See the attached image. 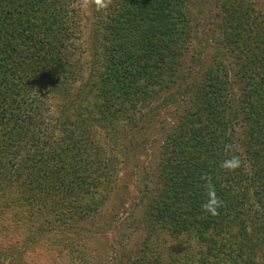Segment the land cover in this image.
I'll list each match as a JSON object with an SVG mask.
<instances>
[{"label": "trees", "instance_id": "trees-1", "mask_svg": "<svg viewBox=\"0 0 264 264\" xmlns=\"http://www.w3.org/2000/svg\"><path fill=\"white\" fill-rule=\"evenodd\" d=\"M93 1L85 75L74 0H0V264H91L80 228L169 103L130 264H264V0L222 1L223 48L184 88L192 0Z\"/></svg>", "mask_w": 264, "mask_h": 264}, {"label": "rangeland", "instance_id": "rangeland-1", "mask_svg": "<svg viewBox=\"0 0 264 264\" xmlns=\"http://www.w3.org/2000/svg\"><path fill=\"white\" fill-rule=\"evenodd\" d=\"M222 1L191 2L194 37L182 59L181 71L184 80L177 84L182 88L186 82L190 84L191 81H199L223 48L224 34L218 24L221 20L219 12ZM74 8L76 13L73 20L77 25V43H81L80 56L87 75L86 70L90 68V61L94 55L95 38L92 34L96 9L93 0H74ZM178 87L171 91L176 92ZM155 104L159 105L161 102ZM159 107L156 114L152 113L151 123L145 126L148 130L145 134L148 139L139 147L140 151L135 161L133 157H129L128 163L125 161L122 163L124 168L118 173L108 200L99 213L83 223L80 228L81 240L85 243L91 264H130L146 235L144 210L147 199L144 198H149L154 177L159 172L158 155L165 133L173 126L181 112V105L169 103ZM120 146L130 148L129 139H123ZM165 236L163 235V240ZM60 261L63 263L62 259Z\"/></svg>", "mask_w": 264, "mask_h": 264}, {"label": "clouds", "instance_id": "clouds-1", "mask_svg": "<svg viewBox=\"0 0 264 264\" xmlns=\"http://www.w3.org/2000/svg\"><path fill=\"white\" fill-rule=\"evenodd\" d=\"M98 3H99V0H98ZM102 6H103V7H106L107 5L104 4V5H102ZM202 207H203L205 210L210 211V212H212L213 214H215V208L212 207L209 203H205L204 205H202Z\"/></svg>", "mask_w": 264, "mask_h": 264}]
</instances>
